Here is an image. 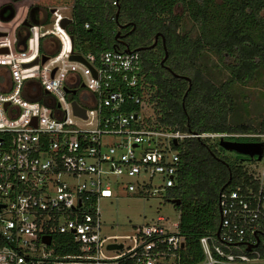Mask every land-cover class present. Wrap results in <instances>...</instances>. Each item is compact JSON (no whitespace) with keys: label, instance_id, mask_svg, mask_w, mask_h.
<instances>
[{"label":"built area","instance_id":"2783aa9c","mask_svg":"<svg viewBox=\"0 0 264 264\" xmlns=\"http://www.w3.org/2000/svg\"><path fill=\"white\" fill-rule=\"evenodd\" d=\"M73 4L0 5L13 12L7 22L0 17V49L7 50L0 53V76L6 77L0 84V264H183L179 222L158 216L133 226L130 235L107 236L101 201L115 189L174 200L168 192L177 183L176 147L184 140L264 141V134H194L159 126L139 52L72 50L60 22L73 21ZM33 8L54 10L50 22L24 27ZM46 37L57 42L52 54L39 51ZM72 54L82 60H71ZM41 56H47L43 63ZM35 59L37 65L23 67ZM73 101L84 117L74 113ZM248 174L257 188L235 185L220 193L219 233L199 239L202 260L195 264H264L256 248L246 250L264 239V167Z\"/></svg>","mask_w":264,"mask_h":264},{"label":"trees","instance_id":"16d2710c","mask_svg":"<svg viewBox=\"0 0 264 264\" xmlns=\"http://www.w3.org/2000/svg\"><path fill=\"white\" fill-rule=\"evenodd\" d=\"M113 1L74 0L67 32L75 53L98 56L116 50L115 21L128 18L135 23L139 37L151 41L156 33L164 36L170 73L178 76L164 70L153 56L134 50L143 59L151 103L161 114L159 126L194 134H264V117L255 125L243 121L241 101L232 91L233 83L245 84L264 71V0H122L117 14ZM178 6L193 20V27L200 29L198 36L191 38L188 32H181V20L174 14ZM208 25H212L209 31ZM207 53L233 60L227 81L217 83L206 76L202 66ZM217 146L209 139L192 138L176 147L180 157L177 183L168 195L180 200L174 206L185 242L183 264L202 260L199 239L216 234L220 193L235 185L258 186L242 163L230 161ZM241 161L255 162L244 156ZM256 250L264 257V239Z\"/></svg>","mask_w":264,"mask_h":264},{"label":"rangeland","instance_id":"374dc122","mask_svg":"<svg viewBox=\"0 0 264 264\" xmlns=\"http://www.w3.org/2000/svg\"><path fill=\"white\" fill-rule=\"evenodd\" d=\"M218 2V1H217ZM219 3V2H218ZM174 14L181 20V32H188L191 38L198 36L200 29L193 27V20L182 10L181 7H175ZM50 22V21H49ZM212 29L206 26V30ZM264 33V32H262ZM24 35V32L21 36ZM21 37V41H22ZM54 48L48 54H52ZM206 59L203 61V68L206 70V76L214 82H224L229 79L230 72L228 66L234 64L230 57L224 56L220 58L213 53H207ZM6 82L5 76H0V84ZM232 91L237 95L240 102V115L246 123L256 124L264 117V71H260L254 78L245 83H233ZM79 94L73 96L75 100H79ZM87 95H83L86 98ZM216 143L217 140H210ZM261 142H264L261 140ZM218 143V142H217ZM218 151L221 148L216 147ZM222 149V148H221ZM225 157L230 161L242 163L248 172L261 170L264 162L241 161L242 155L235 152H228L222 149ZM100 217L104 226V234L112 235H130L133 226L140 225L158 216L167 219L171 224L179 222V211L169 202L160 201V199H142L134 194L125 193L115 189L111 199L102 200L99 205Z\"/></svg>","mask_w":264,"mask_h":264},{"label":"flooded vegetation","instance_id":"af4514ba","mask_svg":"<svg viewBox=\"0 0 264 264\" xmlns=\"http://www.w3.org/2000/svg\"><path fill=\"white\" fill-rule=\"evenodd\" d=\"M121 1L122 0H115L112 2V5L115 6L116 14L121 9ZM13 14L11 8H3L0 10V14L2 17L8 16L9 14ZM0 16V17H1ZM50 14L49 11L41 8H33L29 11L27 15V21L31 24H41L46 23L49 21ZM116 20V19H115ZM117 25V31L114 35V47L117 48V51H125L126 48H128L130 51L139 50L142 51L145 54L151 55L154 58V61L157 59L158 64L169 73L171 70L169 69L170 64V58L169 53L166 49V44L164 40V36L161 33H156L152 40L149 41L147 39H144L142 37H139V32L137 31L136 25L133 21L126 18L125 20H122V22L115 21ZM72 24V23H71ZM66 27V31L69 26ZM25 31V28L22 27L21 30H19V36ZM155 36H157V39L155 41ZM43 40V39H42ZM164 40V43H163ZM155 42V43H154ZM42 48V41L39 42V51L42 49L46 53H50L53 48H55V44H51L49 41L44 42L43 48ZM166 54V56H165ZM172 76L176 75L174 73H170ZM174 77H178L177 75ZM184 79V78H183ZM185 80V79H184ZM186 81V80H185ZM187 82V81H186ZM227 141H236L235 139H225Z\"/></svg>","mask_w":264,"mask_h":264},{"label":"water","instance_id":"95a60500","mask_svg":"<svg viewBox=\"0 0 264 264\" xmlns=\"http://www.w3.org/2000/svg\"><path fill=\"white\" fill-rule=\"evenodd\" d=\"M4 2H5V0H0V5L3 4ZM53 12H54V10H49V13H53ZM0 16H1V14H0ZM12 17H13V14L12 13L9 14L8 16H5V17H2L1 16V18L5 22L9 21ZM71 23H72L71 20L64 18L60 22V27L65 30L66 27L68 25H70ZM23 26L26 27V28H28V27L31 26V24L26 21V22H24ZM3 35L4 34H1L0 33V36H3ZM27 38H28V36H26L25 38H23L22 45H23L24 48H25V42H26ZM69 38H70V40L72 42V40H73L72 37L70 36ZM156 39H157V36H155V41H156ZM163 43H164V40H163ZM6 52H7V50L5 48L0 49V53H6ZM124 52L128 53V52H130V50L128 48H126ZM165 56H166V54H165ZM46 59H47V56H41V62L42 63L45 62ZM70 59L71 60H82V58L80 56H76V55H73V54L71 55ZM37 63H38V59H35L32 63L26 64L23 67H31V66L37 65ZM174 76H176V75H174ZM184 79L187 82L190 83V79L189 78L184 77ZM64 91L66 93L68 92L67 89H64ZM183 101H184V99H183ZM5 106H7V104ZM72 106H73V109H74V113L76 115L83 116V117L85 116L84 110L83 109H80L77 106V104L75 103V101L72 102ZM182 106H183V103H182ZM174 144H176V142H174ZM218 145L222 149H224V150H226L228 152H235V153H237L239 155H242L244 157H247L250 160H255L257 162L261 161L262 157H264V142H261V141L238 142V141H227V140L221 139L218 142ZM169 203L172 204V205L178 206L180 204V200H178V199L177 200H175V199L174 200H170ZM218 233H219V226L217 228L216 235H218ZM44 239H45L44 241H46L49 244V237L44 238ZM259 243H260L259 238H256V243L253 244V245H248V247L246 248V250L247 251H250V250H252L254 248H257V246L259 245ZM183 246L184 245L182 244V247ZM121 247H122L121 245H109L108 246V249H110V250L111 249H121Z\"/></svg>","mask_w":264,"mask_h":264},{"label":"crops","instance_id":"0c3cea01","mask_svg":"<svg viewBox=\"0 0 264 264\" xmlns=\"http://www.w3.org/2000/svg\"><path fill=\"white\" fill-rule=\"evenodd\" d=\"M22 37H24V35H22ZM40 41H42V48H43V44H44V42L46 43V42H50L51 44H53V46H54V44H55V48H54V52L56 51V49L58 48L57 47V42L55 41V39L53 38V37H46V38H43V40L41 39ZM22 42H23V39H22ZM22 42H21V45H22ZM41 48V49H42ZM42 52H41V54H48V53H46L43 49L41 50Z\"/></svg>","mask_w":264,"mask_h":264}]
</instances>
